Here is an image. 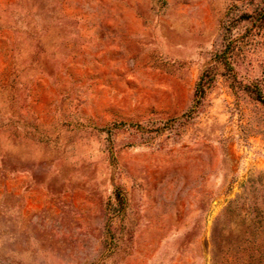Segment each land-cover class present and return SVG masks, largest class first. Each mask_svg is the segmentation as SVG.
Here are the masks:
<instances>
[{
    "label": "rangeland",
    "instance_id": "obj_1",
    "mask_svg": "<svg viewBox=\"0 0 264 264\" xmlns=\"http://www.w3.org/2000/svg\"><path fill=\"white\" fill-rule=\"evenodd\" d=\"M260 91L264 0H0V264H264Z\"/></svg>",
    "mask_w": 264,
    "mask_h": 264
},
{
    "label": "trees",
    "instance_id": "obj_2",
    "mask_svg": "<svg viewBox=\"0 0 264 264\" xmlns=\"http://www.w3.org/2000/svg\"><path fill=\"white\" fill-rule=\"evenodd\" d=\"M227 62L228 61V56L226 53H222L220 55H218L217 59H216V63L217 62ZM212 68H208L204 71V73L202 74L198 85H197V91H196V96L198 94H200L201 96L205 95V90L206 87H208V85H210L211 80H212ZM257 99L260 100L263 104H264V94L263 91H260L257 95Z\"/></svg>",
    "mask_w": 264,
    "mask_h": 264
}]
</instances>
